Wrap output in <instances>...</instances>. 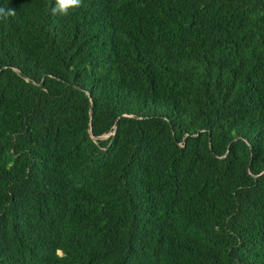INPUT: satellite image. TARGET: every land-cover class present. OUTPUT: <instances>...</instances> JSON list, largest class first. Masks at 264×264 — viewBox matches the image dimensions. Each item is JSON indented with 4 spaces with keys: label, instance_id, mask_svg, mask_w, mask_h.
Here are the masks:
<instances>
[{
    "label": "trees",
    "instance_id": "1",
    "mask_svg": "<svg viewBox=\"0 0 264 264\" xmlns=\"http://www.w3.org/2000/svg\"><path fill=\"white\" fill-rule=\"evenodd\" d=\"M0 0V264H264V0Z\"/></svg>",
    "mask_w": 264,
    "mask_h": 264
},
{
    "label": "clouds",
    "instance_id": "2",
    "mask_svg": "<svg viewBox=\"0 0 264 264\" xmlns=\"http://www.w3.org/2000/svg\"><path fill=\"white\" fill-rule=\"evenodd\" d=\"M81 4V0H56L53 12L62 15L68 14L69 8H78ZM14 15V10L5 11V9L0 8V16H10Z\"/></svg>",
    "mask_w": 264,
    "mask_h": 264
}]
</instances>
